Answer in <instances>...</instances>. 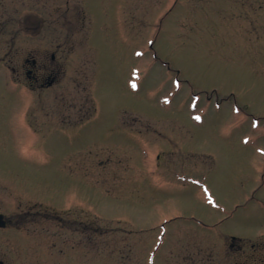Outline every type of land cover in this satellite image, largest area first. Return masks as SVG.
<instances>
[{
    "label": "rangeland",
    "instance_id": "obj_1",
    "mask_svg": "<svg viewBox=\"0 0 264 264\" xmlns=\"http://www.w3.org/2000/svg\"><path fill=\"white\" fill-rule=\"evenodd\" d=\"M43 2L0 1V106L12 110L0 213L42 216L21 236L50 232L57 264H147L152 251L155 264H192L214 242L204 226L264 233V0H99L73 44L47 27L31 44L21 28ZM33 47L67 56L56 86L29 90L7 68Z\"/></svg>",
    "mask_w": 264,
    "mask_h": 264
},
{
    "label": "flooded vegetation",
    "instance_id": "obj_2",
    "mask_svg": "<svg viewBox=\"0 0 264 264\" xmlns=\"http://www.w3.org/2000/svg\"><path fill=\"white\" fill-rule=\"evenodd\" d=\"M44 8L46 9L42 12ZM101 8L102 3L99 0H44L43 9L35 15H29L31 17L28 16L21 29L24 31L25 36L29 37L31 44H33L32 40H41L44 37L45 27L59 31L58 41H62L63 44H73V38L77 32L88 31L91 27L90 25L88 28L90 23L87 22L86 15L98 13ZM45 12L49 16L56 15L53 20L54 24L47 25L44 17ZM31 51L22 61L20 68H7L11 69L12 75L19 77L18 80L24 75V85L29 90L36 91L37 89L56 86L59 83V76H61L63 68L61 62L67 56L64 59L62 58L60 62L56 60L55 55L47 57L45 48L33 47ZM15 58L11 56L4 57L1 60L7 65H11ZM29 111L28 107L27 115H29ZM11 112L12 110L8 109L7 106H0V142L4 139L3 134L5 137L7 136L6 125ZM22 123H25V120ZM0 215L4 216L0 226V264H57L52 263L55 259H50L51 255L45 253L44 236L51 235L50 232L33 230L31 232L37 233L39 236H21V232L30 231V226L40 222L39 217L42 216L39 212L32 210L23 211L19 212L15 217L13 215L12 218L3 213H0ZM50 217L60 221L61 224L65 225L67 223V218L63 216L50 215ZM73 223H76V219H73ZM70 224H72V220H70ZM45 227L43 226V230H45ZM212 235L213 238L210 237L208 240L214 239V242L207 251H204L201 244L198 243L199 262L192 264H264V233H257L254 238L248 235L245 237L226 235L223 232L212 233ZM220 239L224 242L223 248L225 249H223V252L220 251L218 243ZM35 240L38 242L40 240V248L35 247ZM213 248H217L218 251ZM62 251L61 249L60 252ZM41 255L47 262H37L39 260L38 257Z\"/></svg>",
    "mask_w": 264,
    "mask_h": 264
},
{
    "label": "bare ground",
    "instance_id": "obj_3",
    "mask_svg": "<svg viewBox=\"0 0 264 264\" xmlns=\"http://www.w3.org/2000/svg\"><path fill=\"white\" fill-rule=\"evenodd\" d=\"M2 98V97H1ZM2 99H4V98H2Z\"/></svg>",
    "mask_w": 264,
    "mask_h": 264
}]
</instances>
